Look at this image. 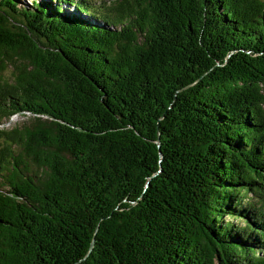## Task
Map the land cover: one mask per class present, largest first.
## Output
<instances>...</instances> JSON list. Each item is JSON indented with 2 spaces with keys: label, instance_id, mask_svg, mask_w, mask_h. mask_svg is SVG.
Returning <instances> with one entry per match:
<instances>
[{
  "label": "trees",
  "instance_id": "obj_1",
  "mask_svg": "<svg viewBox=\"0 0 264 264\" xmlns=\"http://www.w3.org/2000/svg\"><path fill=\"white\" fill-rule=\"evenodd\" d=\"M102 1L0 0V264H264V0Z\"/></svg>",
  "mask_w": 264,
  "mask_h": 264
},
{
  "label": "rangeland",
  "instance_id": "obj_2",
  "mask_svg": "<svg viewBox=\"0 0 264 264\" xmlns=\"http://www.w3.org/2000/svg\"><path fill=\"white\" fill-rule=\"evenodd\" d=\"M18 1H19V5H22V6L26 7V6L29 5V1H31V0H18ZM94 1L97 4V3H99L100 0H94ZM112 2H114V0H103L100 3V5L102 7H105L108 4L111 6ZM67 8L70 9L69 6H67ZM0 76L5 77V78L9 77L10 76V70L7 69L6 71H3L0 74ZM1 120H4V121L0 125V128L3 127L4 129H10L13 126H16V127L19 126V124H21V122L28 123L29 121H31V117L27 113H19V114L11 115L8 118L4 117ZM247 196H249V194ZM224 220H233V222L241 223V221L236 219V218L235 219H231L230 217H225Z\"/></svg>",
  "mask_w": 264,
  "mask_h": 264
}]
</instances>
